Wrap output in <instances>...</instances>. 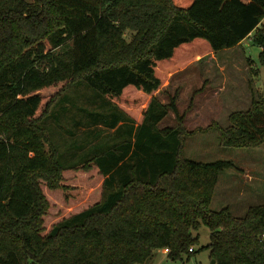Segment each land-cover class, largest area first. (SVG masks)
Listing matches in <instances>:
<instances>
[{
  "label": "trees",
  "instance_id": "obj_1",
  "mask_svg": "<svg viewBox=\"0 0 264 264\" xmlns=\"http://www.w3.org/2000/svg\"><path fill=\"white\" fill-rule=\"evenodd\" d=\"M250 37L264 66V0H0V264H145L165 249L190 258L202 226L216 264H264V204L240 217L213 210L236 165L183 158L182 120L159 127L179 116L177 96H156L196 57ZM81 82L103 102L92 123L129 131L64 167L41 92L62 86L55 106ZM229 120L215 124L222 146L264 145V98ZM72 172L97 176L93 200L73 199Z\"/></svg>",
  "mask_w": 264,
  "mask_h": 264
},
{
  "label": "rangeland",
  "instance_id": "obj_2",
  "mask_svg": "<svg viewBox=\"0 0 264 264\" xmlns=\"http://www.w3.org/2000/svg\"><path fill=\"white\" fill-rule=\"evenodd\" d=\"M126 37L130 40L132 34L127 32ZM242 44L235 49L196 57L183 69L169 75L167 82L156 93L165 104L177 96L179 116L170 111L159 127H177L182 120L185 129L183 158L205 163L218 160L235 163L236 168L220 176L212 209L219 211L229 206L237 217L244 216L254 204H264V145L224 147L216 128V125L228 127L230 115L248 110L253 97L264 98V66L260 62L262 49L252 43L251 37ZM61 89L62 86H57L41 92L43 102L39 115L50 106L49 112L52 110V113L42 125L59 150L64 167L82 163L126 137L127 126L110 129L92 123L94 113L105 110L101 97L86 82L72 87L54 106L52 101L58 98L55 94ZM144 107L145 104L133 111L140 113ZM94 173L97 174L95 170ZM94 173L83 176L72 172L66 175V183L72 188L68 192L75 201L93 200L92 196L99 186L91 185V181L97 178ZM252 189L260 195V201L251 199L254 196L251 194L255 193ZM69 207L73 208V204ZM57 211L59 209L53 210V213ZM194 235L200 236V243L193 247L195 253L190 258L184 255L182 259L172 260L165 250H157L145 264H213L210 250L202 249L210 244V229L202 226Z\"/></svg>",
  "mask_w": 264,
  "mask_h": 264
},
{
  "label": "crops",
  "instance_id": "obj_3",
  "mask_svg": "<svg viewBox=\"0 0 264 264\" xmlns=\"http://www.w3.org/2000/svg\"><path fill=\"white\" fill-rule=\"evenodd\" d=\"M243 45V44H242ZM235 48H237V47H235ZM234 48V49H235ZM252 191L253 192H255L254 194L252 193L251 195L253 196V198H251L253 201H260L261 199H259L260 198V195L258 194V193H256V191L255 190H253L252 189ZM242 194H244V191L242 192ZM250 200V199H249ZM259 204H261V203H259ZM254 205H256V204H254ZM231 211H232V213H233V209L231 208Z\"/></svg>",
  "mask_w": 264,
  "mask_h": 264
},
{
  "label": "built area",
  "instance_id": "obj_4",
  "mask_svg": "<svg viewBox=\"0 0 264 264\" xmlns=\"http://www.w3.org/2000/svg\"><path fill=\"white\" fill-rule=\"evenodd\" d=\"M191 251H193V249H192ZM165 252H166V253H169V249H165Z\"/></svg>",
  "mask_w": 264,
  "mask_h": 264
},
{
  "label": "water",
  "instance_id": "obj_5",
  "mask_svg": "<svg viewBox=\"0 0 264 264\" xmlns=\"http://www.w3.org/2000/svg\"><path fill=\"white\" fill-rule=\"evenodd\" d=\"M213 264H215L216 263V261L215 260H213V262H212Z\"/></svg>",
  "mask_w": 264,
  "mask_h": 264
}]
</instances>
